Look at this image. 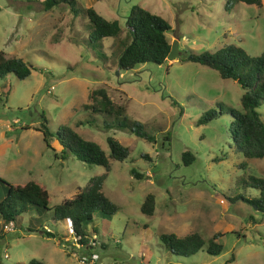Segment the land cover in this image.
<instances>
[{
    "label": "rangeland",
    "instance_id": "rangeland-1",
    "mask_svg": "<svg viewBox=\"0 0 264 264\" xmlns=\"http://www.w3.org/2000/svg\"><path fill=\"white\" fill-rule=\"evenodd\" d=\"M41 3L0 0V50L31 67L24 79L14 74L0 78V177L12 184L40 182L51 206L104 172L101 165L61 157L56 141L46 145L38 129L42 112L52 132L67 124L107 154L110 135L127 146L129 154L124 160H110L101 186L118 209L110 217L93 214L84 244H73L66 220L55 221L29 209L7 229L0 219V264H23L31 258L44 264H264V210L235 198L258 192L244 186L243 177L264 179V157L244 158L231 148L227 130L231 116L226 109L240 108L242 88L213 68L181 60L188 52L214 51L229 43L250 55L260 54L264 0L261 5L230 1L229 8L226 0H77V16L68 6L44 10ZM133 4L170 24L165 34L170 43L178 40L180 54L117 74L119 52L129 41L125 16ZM88 6L116 20L118 35L89 43L84 13ZM98 87L123 104L127 119L140 122L155 141L127 129L103 128L102 114L82 108ZM210 108L221 113L197 124ZM258 110L264 122V103ZM81 120L91 122L79 124ZM185 150L195 156L189 164L181 159ZM131 168L142 176H134ZM2 187L0 181V192ZM148 193L155 200L151 215L140 209ZM37 216L38 230H28L29 218ZM45 226L55 235L47 236ZM169 232L178 236L197 232L205 243L194 254H172L158 239ZM217 232L221 234L215 241L222 243V251L209 254L205 246Z\"/></svg>",
    "mask_w": 264,
    "mask_h": 264
},
{
    "label": "trees",
    "instance_id": "trees-1",
    "mask_svg": "<svg viewBox=\"0 0 264 264\" xmlns=\"http://www.w3.org/2000/svg\"><path fill=\"white\" fill-rule=\"evenodd\" d=\"M77 0H42V8L49 10L54 6H68L73 16L79 11L76 7ZM230 1H243L248 4L261 5V0H226V8ZM88 18L89 43L107 36H117L121 28L116 20H108L94 8L88 6L84 9ZM125 26L129 41L125 43L118 56L119 71L132 69L136 64L153 62L161 64L166 61L170 50V42L166 31L170 24L160 15L155 14L138 4H133L125 16ZM122 43L124 41L122 40ZM181 60L192 61L215 69L222 78L235 80L242 88L240 108L228 107L226 110L231 119L228 123V133L231 139V148L244 158L264 157V122L258 107L264 103V51L258 55L248 54L241 46L233 43L225 44L214 50H204L199 53L188 52L181 56ZM31 72V67L21 57L6 56L0 50V78L7 74H14L19 79H24ZM91 101L82 104V108L93 114H102L103 128L127 129L129 132L147 141H155V136L146 130L136 120H129L124 115V105L115 103L104 87L93 89L89 95ZM220 110L210 108L204 111L197 120V124H204L216 118ZM113 119V120H112ZM112 120V121H111ZM91 122L79 121V124ZM45 144L50 146L51 141H56L60 148L61 157L73 156L88 163L101 165L104 172L90 177L87 184L75 195L64 199L62 202L49 205V193L40 182L30 179L23 184H12L0 177L3 184L0 192V219L8 223H19L21 213L29 209L35 210L38 215L45 214L52 220H66L71 233L80 243L87 241V225L92 221L93 214L99 212L104 217H110L117 211L113 203L101 190L102 183L110 169V160H124L129 154L127 146L121 144L114 137L107 135L108 154L101 146L93 141L83 138L72 127L61 124L52 132L47 125V119L42 112L38 126ZM166 134L165 138H168ZM143 156L148 157L144 154ZM184 164L191 163L195 156L185 150L181 153ZM245 161L240 166L245 167ZM130 172L136 176L142 175L131 168ZM244 186L257 189V194L251 197L236 195L243 200L254 204L256 209L264 210V179L247 175L241 179ZM154 195L148 193L140 209L143 213L151 215L154 210ZM41 216L30 217L28 230H38ZM19 220V221H18ZM47 236H54L51 231L44 229ZM220 232L214 233L208 239L205 251L209 254H219L223 245L215 241ZM161 244L172 254L188 256L197 252L205 243L197 232H190L178 236L173 232L160 233L158 236ZM23 264H44L41 260L31 258Z\"/></svg>",
    "mask_w": 264,
    "mask_h": 264
},
{
    "label": "water",
    "instance_id": "water-1",
    "mask_svg": "<svg viewBox=\"0 0 264 264\" xmlns=\"http://www.w3.org/2000/svg\"><path fill=\"white\" fill-rule=\"evenodd\" d=\"M179 54H180V52H179V49H178V40L177 39H174L170 43V50H169V52H168V54L166 56V59L167 60L174 59L177 56H179ZM116 73L118 74L119 73V70H117Z\"/></svg>",
    "mask_w": 264,
    "mask_h": 264
},
{
    "label": "built area",
    "instance_id": "built-area-1",
    "mask_svg": "<svg viewBox=\"0 0 264 264\" xmlns=\"http://www.w3.org/2000/svg\"><path fill=\"white\" fill-rule=\"evenodd\" d=\"M4 228L7 229V228H9V227H8V225H5ZM45 229H46L47 231H51L50 228L47 227V226H45ZM93 236L96 237L95 235H93ZM73 237H74V241H75V242H73V244L76 245V246L78 247L80 242L78 241L77 237H75L74 235H73ZM96 242H97L96 239H94V240H93V244H96ZM81 244H83V243H81Z\"/></svg>",
    "mask_w": 264,
    "mask_h": 264
},
{
    "label": "crops",
    "instance_id": "crops-1",
    "mask_svg": "<svg viewBox=\"0 0 264 264\" xmlns=\"http://www.w3.org/2000/svg\"><path fill=\"white\" fill-rule=\"evenodd\" d=\"M5 225H7V224H4V226H5ZM4 226H3V227H4ZM4 229H5V228H4Z\"/></svg>",
    "mask_w": 264,
    "mask_h": 264
}]
</instances>
